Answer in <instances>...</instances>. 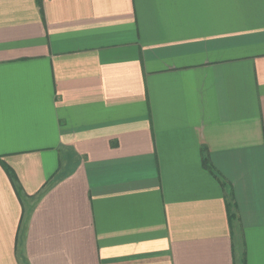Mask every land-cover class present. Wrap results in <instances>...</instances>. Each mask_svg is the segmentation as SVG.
<instances>
[{
	"label": "crops",
	"instance_id": "obj_1",
	"mask_svg": "<svg viewBox=\"0 0 264 264\" xmlns=\"http://www.w3.org/2000/svg\"><path fill=\"white\" fill-rule=\"evenodd\" d=\"M0 264H264V0H0Z\"/></svg>",
	"mask_w": 264,
	"mask_h": 264
},
{
	"label": "trees",
	"instance_id": "obj_2",
	"mask_svg": "<svg viewBox=\"0 0 264 264\" xmlns=\"http://www.w3.org/2000/svg\"><path fill=\"white\" fill-rule=\"evenodd\" d=\"M6 170L8 172V175H9V177H10V179H11L14 187H15V190H16L17 194L19 196H21L22 195L21 186H20V184L18 182V179H17L15 173L11 169H9V168H6Z\"/></svg>",
	"mask_w": 264,
	"mask_h": 264
}]
</instances>
